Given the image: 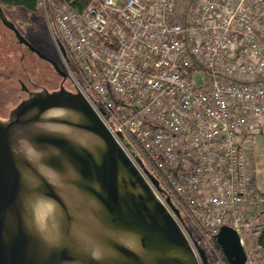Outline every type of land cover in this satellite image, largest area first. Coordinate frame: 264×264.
<instances>
[{
	"label": "built area",
	"instance_id": "built-area-1",
	"mask_svg": "<svg viewBox=\"0 0 264 264\" xmlns=\"http://www.w3.org/2000/svg\"><path fill=\"white\" fill-rule=\"evenodd\" d=\"M38 8L69 52L60 53L72 88L149 181L165 180L214 263L228 264L213 244L226 225L246 264H264V194L252 188L249 159L251 139L264 133V0H93L82 12L39 0Z\"/></svg>",
	"mask_w": 264,
	"mask_h": 264
},
{
	"label": "water",
	"instance_id": "water-1",
	"mask_svg": "<svg viewBox=\"0 0 264 264\" xmlns=\"http://www.w3.org/2000/svg\"><path fill=\"white\" fill-rule=\"evenodd\" d=\"M158 187L81 92H32L0 118V264H212ZM216 241L246 264L233 228Z\"/></svg>",
	"mask_w": 264,
	"mask_h": 264
},
{
	"label": "flooded vegetation",
	"instance_id": "flooded-vegetation-1",
	"mask_svg": "<svg viewBox=\"0 0 264 264\" xmlns=\"http://www.w3.org/2000/svg\"><path fill=\"white\" fill-rule=\"evenodd\" d=\"M26 13L27 18L20 9L0 3V118L3 120L32 92L73 89L55 41H46L48 31L42 13L39 10ZM51 61L58 64L60 71Z\"/></svg>",
	"mask_w": 264,
	"mask_h": 264
},
{
	"label": "trees",
	"instance_id": "trees-1",
	"mask_svg": "<svg viewBox=\"0 0 264 264\" xmlns=\"http://www.w3.org/2000/svg\"><path fill=\"white\" fill-rule=\"evenodd\" d=\"M38 2H39V0H0V3L7 8L23 9L29 13H34V12L39 10ZM92 2H93V0H51V4H55L58 6L67 5V6H70L76 12H82ZM41 16L44 19V16L42 14H41ZM44 21H45V19H44ZM58 43H59L60 52L64 55V57H66V59H69L70 56H69V52H68L67 48L61 43V41H58ZM136 156H138L137 160L142 162V164H144L146 170H148V164H147L146 160L138 154H136ZM150 175H151V173H150ZM158 190L160 191V194L162 195V197L164 199H166V198H170V200L172 199L171 192H170L169 188L167 187V184L165 183L164 179L160 180ZM171 204H172L171 207L174 210L176 217L182 223V225L186 228V230H187L188 234L190 235L192 241L194 243H198V245H200L206 251V248L204 246V238H203V234H202L201 229L193 224V222L185 214V212L183 211L182 208L174 205V203L172 201H171ZM262 215H263V230H262L261 235L258 239V243L262 247H264V210H263ZM213 244L215 245V247H216L218 253L220 254V256L222 257V259L226 263H228L222 249L217 244L216 238H213Z\"/></svg>",
	"mask_w": 264,
	"mask_h": 264
},
{
	"label": "rangeland",
	"instance_id": "rangeland-1",
	"mask_svg": "<svg viewBox=\"0 0 264 264\" xmlns=\"http://www.w3.org/2000/svg\"><path fill=\"white\" fill-rule=\"evenodd\" d=\"M20 11L23 14V16L25 18H27L26 11L22 10V9H20ZM45 26H46V29L48 31V37H46V41L47 42H51V41L53 42L54 40H53L49 30H48V27L46 24H45ZM58 54H59V56L61 55L59 50H58ZM249 145H250L249 159H250L252 166H253L252 188L257 192L264 194V133L255 135L251 139V142ZM258 210L259 209L257 207H255V208H253V210H249L248 213H251V212L257 213ZM250 243H251V240L249 239V244ZM207 256H208V259L211 261V263L215 264L214 261L211 259V257L208 254H207Z\"/></svg>",
	"mask_w": 264,
	"mask_h": 264
},
{
	"label": "crops",
	"instance_id": "crops-1",
	"mask_svg": "<svg viewBox=\"0 0 264 264\" xmlns=\"http://www.w3.org/2000/svg\"><path fill=\"white\" fill-rule=\"evenodd\" d=\"M253 184V177H252V179H251V185ZM262 194V193H261ZM250 210H253V209H250Z\"/></svg>",
	"mask_w": 264,
	"mask_h": 264
}]
</instances>
